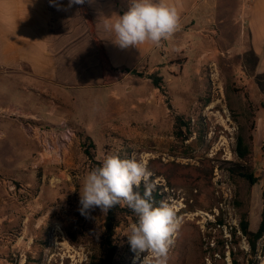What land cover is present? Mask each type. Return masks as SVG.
<instances>
[{
    "label": "rangeland",
    "instance_id": "rangeland-1",
    "mask_svg": "<svg viewBox=\"0 0 264 264\" xmlns=\"http://www.w3.org/2000/svg\"><path fill=\"white\" fill-rule=\"evenodd\" d=\"M165 59L161 70L138 72L119 83L124 102L148 107V121L133 108L119 133L112 116L115 97L108 90L77 100L78 119L57 123L76 131L63 161L33 152L35 143L17 123L24 133L9 122L2 124L9 139L24 140L29 149L19 153L16 171L0 167V264H88L90 257L102 264L105 214L97 207L81 215L79 191L87 173L114 154L145 161L154 174L155 205L167 201L177 211L181 224L168 264H232V259L264 264V234L252 253L241 230L245 225L255 232L261 220L264 154L253 146L244 163L235 153L237 137L249 144L254 111L264 100L257 95L250 100L241 63L225 51L198 75L190 66L180 73L183 58L177 52ZM176 116L189 132L175 136ZM7 145L8 139L0 141L5 161L10 157ZM240 170L257 179L250 183L237 175ZM119 207L124 210L116 213L110 263L142 264L147 253L136 259L126 236L137 217L125 203Z\"/></svg>",
    "mask_w": 264,
    "mask_h": 264
},
{
    "label": "crops",
    "instance_id": "crops-1",
    "mask_svg": "<svg viewBox=\"0 0 264 264\" xmlns=\"http://www.w3.org/2000/svg\"><path fill=\"white\" fill-rule=\"evenodd\" d=\"M128 2L86 0L68 8V0H56L59 7L50 0H0V108L18 109L24 116L37 115L57 124L60 119H78L77 100H90L108 90L115 97L112 116L121 133L133 108L144 112L148 121V107L124 102L119 83L133 80L138 72L161 70L165 58L175 52L183 58L180 73L190 66L198 75L225 51L241 63L249 79L250 100L254 95L264 100V0H165L179 12L178 30L159 45L149 41L121 49L103 25L108 18L114 21V14L122 15ZM10 120L1 119L0 128L9 122L20 129ZM0 131V141H9L10 155L7 161L0 157V167H15L14 172L19 153L29 145ZM250 139L251 147L264 154L262 105L254 111ZM34 151L38 153L37 146Z\"/></svg>",
    "mask_w": 264,
    "mask_h": 264
},
{
    "label": "clouds",
    "instance_id": "clouds-1",
    "mask_svg": "<svg viewBox=\"0 0 264 264\" xmlns=\"http://www.w3.org/2000/svg\"><path fill=\"white\" fill-rule=\"evenodd\" d=\"M50 2L59 7L56 0ZM85 3L86 0H68L67 7ZM114 15L116 19L108 18L103 29L114 34L113 43L121 49L149 41L159 45L178 30L180 23L177 8L165 0H129L127 10L122 15ZM153 175L143 160L108 155L85 176L79 191V210L87 216L98 207L106 214L121 202L125 203L137 217L126 235L135 258L147 253L142 264H168V253L181 220L169 202L162 200L155 205ZM142 184L143 193L138 190Z\"/></svg>",
    "mask_w": 264,
    "mask_h": 264
},
{
    "label": "built area",
    "instance_id": "built-area-1",
    "mask_svg": "<svg viewBox=\"0 0 264 264\" xmlns=\"http://www.w3.org/2000/svg\"><path fill=\"white\" fill-rule=\"evenodd\" d=\"M1 119L15 121L24 130L26 136L35 143L39 155L46 154L58 161L64 160L65 153L75 137L76 131L67 123L51 125L37 115L24 116L18 109L0 108Z\"/></svg>",
    "mask_w": 264,
    "mask_h": 264
},
{
    "label": "trees",
    "instance_id": "trees-1",
    "mask_svg": "<svg viewBox=\"0 0 264 264\" xmlns=\"http://www.w3.org/2000/svg\"><path fill=\"white\" fill-rule=\"evenodd\" d=\"M151 78L152 77H149V79ZM153 84L156 86V82H154ZM181 130H183L184 132H187V131L189 132L190 128L186 122L182 121L181 117L176 116L174 118V124H173V132L175 136L180 135ZM186 139H187V136H185L183 140H186ZM248 141H249V144H245L241 137L236 138L235 153L237 157L239 158V160H241L244 163L248 162L249 157H251L252 155V150L250 146L251 145L250 137ZM237 175L244 179H247L250 183H253L257 179V178H254L252 174H247L246 172H242V170L237 171ZM138 190L141 193H143L144 188L141 186ZM155 196L156 194H153L154 200H155ZM117 210L122 212L124 208L119 207V204H118L117 206L112 208L108 213H106L103 218V232L101 236H102V242H103V246L105 249L104 250L105 253L102 259V264H111L110 262H111V258L113 256V251H114V247L111 244V237L114 234L115 228H117L119 224L115 218ZM241 230H242L244 237L247 240L250 252L253 253L255 249L256 241L264 234V210L261 212V220L255 232L248 231L245 225L242 226ZM88 264H100V263H97L94 259H91L90 257ZM232 264H238V263H236L235 259H232Z\"/></svg>",
    "mask_w": 264,
    "mask_h": 264
},
{
    "label": "bare ground",
    "instance_id": "bare-ground-1",
    "mask_svg": "<svg viewBox=\"0 0 264 264\" xmlns=\"http://www.w3.org/2000/svg\"><path fill=\"white\" fill-rule=\"evenodd\" d=\"M214 201V200H213Z\"/></svg>",
    "mask_w": 264,
    "mask_h": 264
}]
</instances>
